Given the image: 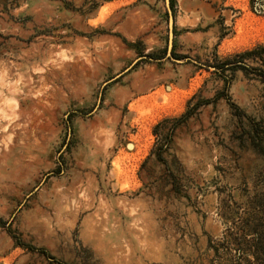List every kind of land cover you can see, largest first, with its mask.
<instances>
[{
	"label": "rangeland",
	"instance_id": "1",
	"mask_svg": "<svg viewBox=\"0 0 264 264\" xmlns=\"http://www.w3.org/2000/svg\"><path fill=\"white\" fill-rule=\"evenodd\" d=\"M169 1L171 57L164 0H0V264H215L261 223L264 0Z\"/></svg>",
	"mask_w": 264,
	"mask_h": 264
},
{
	"label": "trees",
	"instance_id": "2",
	"mask_svg": "<svg viewBox=\"0 0 264 264\" xmlns=\"http://www.w3.org/2000/svg\"><path fill=\"white\" fill-rule=\"evenodd\" d=\"M247 52L245 55L251 54ZM225 65L221 66L224 68ZM197 103L193 109L189 108L187 112L179 118H166L154 127V133L157 136V143L151 151L158 160L163 161V153L167 150L175 129L185 121L194 110L200 106ZM261 141L253 142L257 150H261ZM257 212L253 217H257L260 224L250 226L248 222L242 225L233 224L226 229L223 238L215 242V264H264V208L258 206ZM56 264H62L55 260Z\"/></svg>",
	"mask_w": 264,
	"mask_h": 264
},
{
	"label": "water",
	"instance_id": "3",
	"mask_svg": "<svg viewBox=\"0 0 264 264\" xmlns=\"http://www.w3.org/2000/svg\"><path fill=\"white\" fill-rule=\"evenodd\" d=\"M167 13H168V43H167V56L171 57V48H172V37H173V16L171 13V8H170V1L169 0H164ZM114 80V79H113Z\"/></svg>",
	"mask_w": 264,
	"mask_h": 264
},
{
	"label": "bare ground",
	"instance_id": "4",
	"mask_svg": "<svg viewBox=\"0 0 264 264\" xmlns=\"http://www.w3.org/2000/svg\"><path fill=\"white\" fill-rule=\"evenodd\" d=\"M5 101V100H4ZM5 103H6V105L9 107V108H13L14 106H15V104H14V102L13 101H11V100H6L5 101ZM3 105V104H2ZM13 110V109H12ZM1 113V112H0Z\"/></svg>",
	"mask_w": 264,
	"mask_h": 264
}]
</instances>
